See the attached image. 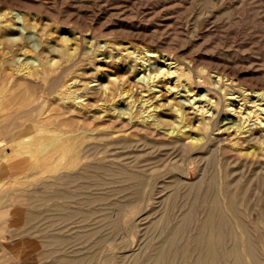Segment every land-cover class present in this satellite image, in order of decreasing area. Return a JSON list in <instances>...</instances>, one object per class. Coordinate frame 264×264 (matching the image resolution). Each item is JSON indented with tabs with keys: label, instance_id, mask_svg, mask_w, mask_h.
I'll return each mask as SVG.
<instances>
[{
	"label": "rangeland",
	"instance_id": "obj_1",
	"mask_svg": "<svg viewBox=\"0 0 264 264\" xmlns=\"http://www.w3.org/2000/svg\"><path fill=\"white\" fill-rule=\"evenodd\" d=\"M201 107L264 133V0H0V264H197L228 172L241 190L216 264L245 248L264 264L258 166L170 143L207 134ZM163 113L160 132L117 125ZM184 172L208 188L179 192Z\"/></svg>",
	"mask_w": 264,
	"mask_h": 264
},
{
	"label": "bare ground",
	"instance_id": "obj_2",
	"mask_svg": "<svg viewBox=\"0 0 264 264\" xmlns=\"http://www.w3.org/2000/svg\"><path fill=\"white\" fill-rule=\"evenodd\" d=\"M175 71L176 70L174 69L173 71H171V73H173ZM219 79H220V76L218 77L217 80H219ZM188 90L190 91L189 88H188ZM146 91H148V93L143 94V95H146L147 97H145L144 99H142V97H139L140 98L139 101H141L140 107L145 105L144 108H148L154 102V100L156 99V98L153 99L155 97L154 95H150V93H151L150 91H152L151 84L147 85V90ZM168 102H170V100H168ZM157 104H159V103H157ZM182 104L186 105L185 102L181 101V105ZM174 110L176 111L177 115L182 120H185V119L188 118L186 113H183V110H182L181 106L174 107ZM208 110L209 109L205 110L203 107H201L200 112H199L200 115H201V118H199V123H197L195 125V128H199V129L200 128L201 129L206 128L207 129V134H202L201 136L196 137L193 140H185V138H182V137L176 135L175 137H173L170 140V143L185 147V146H189V142L193 141L194 142V147H191V146L190 147H191V149L193 151L192 153H196L195 155L198 154V152H199V150L201 148L207 147V146L211 145V143H215L217 147H220L221 149L223 147L225 150L234 153L236 155L235 156L236 158H234L235 163L237 162V163L246 164L247 162H249L250 164H256L258 166L259 170L263 173L262 175L264 176V133H261L260 131L255 130L254 127H246L249 124V123L245 124V122L247 121V118H243L242 121L229 119L227 116H224V117L221 118V110H217V111L213 112L210 116L208 115V117H203L204 116L203 114L206 111H208ZM145 111H146V109H145ZM167 115H168V113H163V114H161L159 116H155L154 118H152V120L150 122H146V123H138V122H135L134 120H131V118H128V120L125 121L124 118H121V119H119L117 121V125L120 126L123 129L131 130V131H141V132L143 131V132L147 133V132H150V131L155 132L156 130H159V132H160L161 129L164 127V125H166L165 123L168 121V119L166 118ZM120 116H121V114H120ZM147 116L150 117L151 114L149 113ZM79 122H80V120H79ZM219 124H221V125H219ZM220 126H222V129L220 131L215 132L214 130L217 129V128H220ZM2 128H0V129L4 130V127H2ZM76 128L78 130L82 129V131L86 129V127L84 125H82V126L81 125H77ZM226 130H230V133L231 132L233 133V135L229 136L227 139L224 138V136L222 135V133L226 132ZM68 131L72 132L71 129H69ZM0 132H3V131H0ZM171 132H174V131L171 130ZM12 135H14V133H11V131H10L5 136L7 138H9L10 136L12 137ZM93 137H96V136H93ZM140 142H141V140H140ZM130 143H133V142H130ZM252 146H254V148H252ZM243 147H247L248 149L251 148L250 150H248L246 152L247 155L244 158V160L238 155V153L240 152V149H242ZM84 156H86L85 153L84 154H79L80 158H82ZM0 165H3V164L0 163ZM25 165H26V163L22 162V164H18L17 168L15 167L14 170L18 171L20 173V171H22V169L24 168ZM83 165L84 164L82 163V164H80L77 167V173L81 172L84 169ZM194 166L195 165H193L192 161H190L189 166H188V164L185 165V167L191 169L190 170L191 172L193 171ZM234 166H236V165H234ZM2 167H4V165ZM4 169H5V167H4ZM3 174H4V172H3ZM0 175H1V172H0ZM199 175L200 176L198 178L191 179L184 172V174L180 175L177 178L178 179V185H176L175 188L179 192L180 191H184V193H192V192H197V191L200 192V191L206 190L209 185L205 184V178L203 176V173L199 174ZM14 176H17V174H14ZM227 177H228V179L226 178L221 183L223 201L221 202V200L219 201V199H215V200H212V202H211L212 204H214L213 205L214 208H212V209H216V210L211 211L210 214H209V217H208V222H209L208 233L206 234V236H204L203 234H200V233H199V236L197 235L198 236L197 240H196L197 244L199 243L200 246L202 245V246L206 247V251L200 250L201 252L197 253L198 254V256H197L198 259H196L197 262H198L197 264H216L217 263L216 262L217 259L215 257V256H217L215 254V252H216L215 248L218 247L217 246L218 243L220 241H222V239H223V235H224V232H223V224L224 223L223 222H225V218L221 214L222 213L221 212L222 211L221 207L225 205L226 208H228L230 210H233V209L236 208V205L238 204L237 197H238V195H240V190H241L240 178L235 179L233 181L230 180L229 179V178H231L230 172H228V176ZM260 178H262V176H260ZM263 180H264V178H263ZM263 184H264V182H263ZM18 194L19 193L16 194L17 198H19ZM63 200H65V199H63ZM222 203H224V205H222ZM240 203H242V200H241ZM262 205H263L262 206V213L264 214V208H263L264 204H262ZM247 206H248V204H247ZM217 209L220 210V212ZM251 212H252V210H251ZM238 222H239V220H238ZM201 233H202V231H201ZM243 240H244L245 243H246V241L249 242L247 234H246V237L243 238ZM220 247H221V245H220ZM246 247H247V245H246ZM249 247H250V245H249ZM236 253H238V252H236ZM236 253L234 252V255L238 256V254H236ZM244 254H245V256H247V258H249V260H250L249 262L247 261V263H246V262H234V261H232L233 263L231 262V264H234V263H236V264H251V262H253V258H254L253 253L251 252V250L245 248L244 249ZM230 257H233V256H230ZM228 259H231V258H228ZM233 259H235V258H233ZM218 260H220V259H218ZM226 260H227V258H226ZM226 260H225V262H227Z\"/></svg>",
	"mask_w": 264,
	"mask_h": 264
},
{
	"label": "crops",
	"instance_id": "obj_3",
	"mask_svg": "<svg viewBox=\"0 0 264 264\" xmlns=\"http://www.w3.org/2000/svg\"><path fill=\"white\" fill-rule=\"evenodd\" d=\"M5 167V166H4Z\"/></svg>",
	"mask_w": 264,
	"mask_h": 264
}]
</instances>
